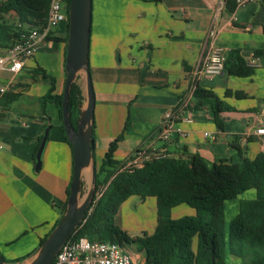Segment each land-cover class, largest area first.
Returning <instances> with one entry per match:
<instances>
[{
  "label": "crops",
  "instance_id": "crops-1",
  "mask_svg": "<svg viewBox=\"0 0 264 264\" xmlns=\"http://www.w3.org/2000/svg\"><path fill=\"white\" fill-rule=\"evenodd\" d=\"M217 2L92 0L89 71L95 98L96 165L123 130L129 112L130 128L114 153L120 163L137 149L152 151L164 145L171 155L198 153L209 161L241 160L235 144L249 158L264 151V135L253 133L264 123V55L253 57L256 50H264V0H247L233 11L224 5L213 19ZM211 23L216 34L207 38ZM63 33L64 25L57 35ZM210 45L235 50L254 65L246 77L223 70L197 79L235 109L221 114L223 130L216 127L211 110L186 104L191 74ZM65 47L63 42L47 40L19 71H0L4 81H11L8 92L17 94L7 108L0 102V254L10 263L26 259L38 247L66 201L72 153L58 125L57 108L50 101L42 106L50 79L33 73L44 69L54 77L53 93L62 92ZM78 82L82 89V79ZM236 91L246 96L238 98ZM166 111L173 113L172 126L185 133L173 130L171 138L162 141L158 126ZM46 127L47 140L35 170L36 150ZM137 254L140 262L142 254Z\"/></svg>",
  "mask_w": 264,
  "mask_h": 264
},
{
  "label": "trees",
  "instance_id": "trees-1",
  "mask_svg": "<svg viewBox=\"0 0 264 264\" xmlns=\"http://www.w3.org/2000/svg\"><path fill=\"white\" fill-rule=\"evenodd\" d=\"M235 6V0H225L227 10L233 11ZM47 9L48 0H0V52L20 40L31 27L41 26ZM46 38L61 41L66 46L67 25L63 35ZM63 55L65 72V50ZM263 55L264 50L253 53V57ZM253 66L237 51L229 50L223 70L228 75L246 77L253 73ZM33 73H40L50 79L51 84L43 96L42 106L44 109L45 103L50 101L57 108L58 125L72 153L61 118L63 93H53L54 77L44 69L36 68ZM225 92L228 94L227 90ZM235 96L241 98L246 94L236 91ZM16 98L17 94L7 92L0 102L7 108ZM82 99L79 82H73L67 101L73 127H76ZM188 106L211 110L212 119L219 130H223L221 114L235 110L211 89L198 82L194 83ZM129 113L123 130L110 141L99 164H95L93 199L85 211L84 221L72 236L113 241L126 249L129 246L134 247L142 254L139 264H227V255L237 259L238 264H264V151L249 158L243 155V147L235 144L241 160L223 158L209 161L198 153H187L185 157L171 155L164 145L148 151L151 156L141 167L124 168L123 163L114 158V153L119 141L130 128ZM92 141L94 150L93 133ZM69 186L70 182L66 187V201ZM251 188L255 189V196L239 200L237 212L229 221L226 230L223 218L224 202ZM130 196H137L141 200L148 197L155 199L156 223L151 233L142 231L140 235L129 236L116 224L115 217L119 208ZM66 201L58 220L39 239L38 246L58 223L65 210ZM180 204L189 206L194 214L173 219L171 210ZM24 258L16 261L20 262Z\"/></svg>",
  "mask_w": 264,
  "mask_h": 264
},
{
  "label": "water",
  "instance_id": "water-1",
  "mask_svg": "<svg viewBox=\"0 0 264 264\" xmlns=\"http://www.w3.org/2000/svg\"><path fill=\"white\" fill-rule=\"evenodd\" d=\"M92 0H70L68 5L67 40L65 47V80L61 102L64 131L72 148V175L65 210L58 223L37 249L23 261L7 262L0 254V264H50L59 248L84 221L85 211L92 202L95 190V160L93 156L94 91L89 71V42L92 20ZM82 79V103L72 126L68 110V96L73 82ZM49 128L46 127L35 154V170L39 169L41 154ZM86 193H82L83 182Z\"/></svg>",
  "mask_w": 264,
  "mask_h": 264
},
{
  "label": "built area",
  "instance_id": "built-area-1",
  "mask_svg": "<svg viewBox=\"0 0 264 264\" xmlns=\"http://www.w3.org/2000/svg\"><path fill=\"white\" fill-rule=\"evenodd\" d=\"M236 6L243 5L247 0H235ZM70 0H48L47 15L41 26L31 27L28 32L17 40L6 50L0 52V71L5 70L15 73L23 67L25 59L32 58L40 47L47 41V36H56L59 28L68 25V5ZM225 0H218L214 7L213 19L224 7ZM235 6V7H236ZM215 27L211 23L207 38L214 37ZM229 50L210 45L206 54L198 62L191 74L190 96L194 83L200 76L213 77L223 71V63ZM11 81H4L0 76V99L11 89ZM191 98V97H190ZM190 100V99H189ZM188 100L186 104H188ZM173 113L166 111L159 123V139L168 141L171 132L177 131L180 135L185 132L180 128L172 126ZM255 135H264V123L255 127ZM204 132V135H207ZM151 153L145 149H138L131 154L124 168L141 167L145 160L149 159ZM73 234V233H72ZM72 234L66 239L57 251L50 264H139L134 260L125 246L113 241L89 240L86 237H74Z\"/></svg>",
  "mask_w": 264,
  "mask_h": 264
},
{
  "label": "rangeland",
  "instance_id": "rangeland-1",
  "mask_svg": "<svg viewBox=\"0 0 264 264\" xmlns=\"http://www.w3.org/2000/svg\"><path fill=\"white\" fill-rule=\"evenodd\" d=\"M87 190V184L84 183L82 187V193L85 194ZM255 196V189L251 188L243 193L237 195L236 198L227 200L223 204V218L225 223V229H228V224L231 218L237 212L238 202L241 199H249ZM194 214L193 209L185 204H180L171 210V217L173 219L180 218L182 216ZM116 224L125 231L129 236L140 235L142 231L150 233L151 228L156 223V207L155 199L153 197L145 198L141 200L137 196H130L125 200L115 217ZM134 247L127 248V252L130 253L134 260H138L139 256ZM227 264H238L239 261L235 258L226 256Z\"/></svg>",
  "mask_w": 264,
  "mask_h": 264
},
{
  "label": "flooded vegetation",
  "instance_id": "flooded-vegetation-1",
  "mask_svg": "<svg viewBox=\"0 0 264 264\" xmlns=\"http://www.w3.org/2000/svg\"><path fill=\"white\" fill-rule=\"evenodd\" d=\"M61 42V41H60Z\"/></svg>",
  "mask_w": 264,
  "mask_h": 264
}]
</instances>
